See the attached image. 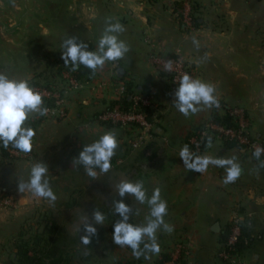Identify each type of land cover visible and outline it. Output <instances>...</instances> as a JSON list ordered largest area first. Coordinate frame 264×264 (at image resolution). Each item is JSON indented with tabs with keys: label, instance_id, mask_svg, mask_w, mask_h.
Here are the masks:
<instances>
[{
	"label": "crops",
	"instance_id": "1",
	"mask_svg": "<svg viewBox=\"0 0 264 264\" xmlns=\"http://www.w3.org/2000/svg\"><path fill=\"white\" fill-rule=\"evenodd\" d=\"M123 1L119 3L120 6L130 9L128 14H131L134 19L135 16H138V19L131 22L132 24L114 20V22L119 21L125 26L126 31L121 34V39L130 45V52L123 60L126 65V67L122 66L123 77L119 78L116 75V68L120 66L118 65L119 61L113 62L109 69L105 65L104 70L98 71L95 77L82 76L81 89L68 91L65 94L67 122L61 124V128H59L60 126L57 128V133L52 138L46 136L47 138H40V141L37 138L34 147L37 148L38 153L39 148L41 149L47 143H51L49 148H53L55 142H61V138L65 136L66 132L70 133V136L81 137L77 141L79 146L83 145L85 140L88 143L97 140L100 133L114 130V127H107L110 125L98 123L94 117L103 107L117 100L116 84L123 83L125 78L130 75L134 79L140 80L145 85L142 84L144 86L141 85L138 90L152 96V100L155 101L153 103L154 117L159 113L162 115L157 120L158 122L161 120V125H157V136L148 145L150 146V148L148 147L149 156L133 155L127 152L124 158L119 160L125 165V168L131 167L130 179L144 181L149 196L154 188L159 187L162 198L168 203V214L164 219L174 227V231L171 234L162 230L158 231L160 253H168L171 258L177 244H188V253L180 252L179 258L174 264H226L216 253L224 237L223 228L228 223L233 210L238 209V205L252 202L250 199L254 197L256 189L251 187L254 182L253 176L261 171L258 168L259 163L251 155H247L250 153L242 152V156L237 157L243 169L242 174L235 183L228 185L223 183V177L226 175V170L223 168L210 165L203 174L187 170L183 165L182 158L179 157V151L183 145H188L186 136L189 129L203 123L211 116L212 112L210 109L204 108L194 114L192 118L183 116L176 108L174 109L175 113H172L170 102L174 101L173 92L176 89L170 87L169 82L165 81L166 76L151 64L148 56L152 50L164 54L180 50L191 63L197 78L216 85V94L219 100L234 98L240 90L238 84L245 87L244 96L250 95V86L252 85L264 89V0H196L204 17L198 21L197 27L191 30H185L183 27L176 28L171 19L177 14L171 8L173 3L179 2L183 4L184 12L187 9L190 11L187 0H155L153 11H151L152 15L142 12L145 1L125 0L127 3ZM107 8L110 7L107 6ZM193 36L200 42L199 49L192 43ZM206 54L207 58H205ZM251 61L253 64L257 63L258 68V72L253 74L254 81L251 80V75H246L247 67L252 64ZM22 75L19 78H23ZM101 82L104 83L103 87H96L95 91L90 90L91 86ZM251 82L252 85H250ZM242 91L240 90V92ZM261 91L263 92L260 96L264 98V90ZM236 99L237 104L241 103L239 98ZM156 103L167 104V107L159 109ZM226 103V106L231 105L229 102ZM217 113L223 114L222 111ZM68 121H70V125ZM41 122L34 128L39 134L43 131ZM84 122L88 123L90 130H86L87 134L82 132L83 134L79 135L78 130H75L76 124ZM58 130H63V133ZM255 135L260 138L259 134ZM117 137L121 145L125 138L120 137V133H117ZM212 141V146L208 147L206 144L201 155L230 157L238 156L239 152L241 153V150L228 148L218 140L212 139ZM124 147L121 146L120 152H125ZM37 158V156L32 158L34 159H31L32 163L26 162L25 167L28 168V172L25 176H29L30 168ZM138 168H141V175L137 172ZM209 188L213 190V194L210 195V198L205 197L204 200L211 207L217 202L220 208L230 206L231 212L223 226L219 222L216 223L215 216L211 214V220L206 228L210 236L200 239L197 229L189 225L194 217L187 211H195L196 205L192 195L195 192H199L200 195L207 193ZM244 189H248V191L245 192ZM256 200L257 202L261 201L259 196L256 197ZM134 209H139L143 213L137 215L133 222L135 224L144 223L149 213L148 205L138 204ZM209 224L211 225L208 228ZM213 226L215 233L211 230ZM250 237L251 241L255 235L251 234ZM257 237L262 243L264 242L260 235ZM173 239L176 241L174 240L172 245ZM169 244L172 245L170 250L168 249ZM160 253L152 255L151 259H144L145 264H152V259L159 256ZM252 257L256 262L261 258L258 253H253ZM168 261L164 264H168Z\"/></svg>",
	"mask_w": 264,
	"mask_h": 264
},
{
	"label": "rangeland",
	"instance_id": "2",
	"mask_svg": "<svg viewBox=\"0 0 264 264\" xmlns=\"http://www.w3.org/2000/svg\"><path fill=\"white\" fill-rule=\"evenodd\" d=\"M59 1L60 8L57 18L50 19L47 14L43 12L42 18L44 21L36 23L33 36L36 39L37 46L28 65L22 67L18 71L12 70V68L7 65L0 66V72H5L9 76H15V78H19L20 75L23 74V78L29 79L31 84L37 80L39 84L44 86L54 87L62 85L61 74H59L58 69L63 60L61 58V44L67 36H78V38L88 43L89 50H94L104 29L102 26L105 25V20L107 18H111L113 22L114 20H122L121 22L123 23H133L135 19H138V16H135L134 19L131 14H128L130 9L120 6L119 3L123 0ZM140 1H145L142 12L152 15L153 13L151 11H153L155 0ZM187 1H189V13L192 19L197 17L200 20L204 17L203 12L199 10L200 6L196 0ZM193 2H196L198 8L192 9ZM118 5L119 7H117ZM107 6L110 8H107ZM112 7L113 9H111ZM171 8L174 9V12H177V14L171 18L176 28L183 27L185 30H191L197 27L193 22H191L189 26L184 25L182 13L184 12L183 4L176 2L171 5ZM122 10L126 11L123 12ZM133 27L136 28V26ZM112 64L113 62H108L106 63V67L109 69ZM118 65L126 67L123 60H120ZM247 70L248 72H246V75H251L252 79L251 77L250 79L254 81L253 74L258 72L257 63L253 64L252 62V64L247 67ZM40 72L42 73L41 75H39ZM131 79L134 83H139L140 86L144 84L140 80L134 79L131 75L125 78L123 83L125 84V82ZM165 81L169 82L167 77H165ZM250 85H252V82ZM234 86L236 85L234 84ZM237 86L243 91L240 92L239 90V93L235 95L234 98L220 100L224 102L225 105L227 104L226 102H229L231 105L228 106L239 105L244 107L250 116L251 135L257 139L255 134H259L260 139L264 140V98L260 96L261 92H263L261 90L264 89L257 85H252L253 87L250 86V95L244 96L245 87L243 88L242 84H238ZM136 92L143 93V91L139 90ZM236 98H239L241 103L237 104ZM118 101L119 100H115L105 107L115 106ZM152 102L154 103L155 101L152 100ZM157 107L159 109H164L167 107V104L160 103L157 104ZM170 108L172 113H175L173 102H170ZM160 116L162 115L159 113L155 118L154 123L156 127L157 125H161V120L159 122L157 121ZM38 117L41 118V123H43L41 127L43 131H41V134L38 132L36 133L34 144L37 142V138H39L40 141L42 138H47L46 136H50V138L55 136L57 128L61 124L67 122V115L62 119L46 118L38 115H34L32 118L36 119ZM192 117L193 115H190L188 118ZM94 119L96 120V117H94ZM69 122L70 121H68V124L70 125ZM194 127H191L189 130ZM59 128H61V126ZM89 128L88 123L84 122L77 123L75 130L77 129L78 134L81 135L83 133L87 134L88 132L86 130L89 131ZM114 130L116 133H120V137L125 138V140L119 145L120 147L117 149L116 155L112 158L111 170L107 174H99L98 178L94 180L86 175L83 166L78 165L74 167L72 164L73 158L77 157L83 146L85 144H90V142L88 143L85 140L83 145L80 144L78 146L77 141L81 137L70 136L68 132L61 138V142H55L54 146H52L53 148H49L51 143H47V145L45 144L41 149L39 148L38 153L37 148L33 146L32 152L28 154L19 152L16 149L15 152V150L11 149L9 153L11 156H15V159L2 160L0 158V264H11L10 261L15 252V242L18 240V232L33 235L35 233H40L42 230V236L44 238H52L61 247L62 252L67 255L66 258H69L70 264H115L119 261H130L132 264H145L143 257L140 259L134 258L130 248L119 247L113 242L112 238L114 223L119 219V215L115 214L112 210V201L113 199H121L118 193H116V184L121 179H130L129 174H131V167L125 168L122 162L117 163V161L121 158L123 159L127 152L133 155L143 154L142 149L131 150L129 142L132 139L131 132L119 127H114ZM58 132L63 133V130H58ZM101 135L100 133L99 136ZM121 146H125L124 153L120 152ZM148 147L150 148V146ZM235 148L241 150V153L239 152L237 157H241V154L247 152L241 148ZM36 156L38 157L36 162L43 161L49 166L50 184L57 195V200L54 205L50 204L45 199L34 197L28 191L19 192L18 190L19 181H26L28 179V176H25L26 172H28V168L25 167L26 162H31L34 160L32 158ZM260 169L261 171L253 176L254 182H252L253 185L251 188L256 190H254V197L250 199L252 202H250V204L237 206L242 213H252L250 225L244 229V232L249 238H251V234L255 235V237L241 250V260L247 264H264V242L262 243L257 237L260 235L262 239H264V168ZM97 171L99 173V170ZM137 172L141 175V168H138ZM248 189H244L245 192H247ZM211 194H213L211 188L208 189L207 193H202L201 195L199 192H195L192 195V199L196 205L195 211H187V213H190V215L194 217H191L192 220L189 225L197 229L200 239L210 236L206 228L211 220V214L215 216V222H219V224L223 226L231 212L230 206L220 208L218 207V202L211 207L208 202L204 200L205 197L210 198ZM258 196L261 199L259 202L256 200ZM123 199L125 203L129 205L132 204L134 208H137L139 204L134 197L126 195ZM5 202L8 203L5 204ZM95 208L105 213V224L95 225L98 230V237H93L91 243L85 246L80 242V236L84 235L83 225L81 223L85 216H91ZM142 213L141 211L139 212V214ZM136 218L137 215H133L131 222L134 223L133 220ZM228 223L223 228L224 233L227 230ZM210 225L211 224H209L208 228ZM51 226L57 227L56 233L48 234V228ZM79 226L81 228L80 232L78 231ZM211 230L215 233L214 226ZM174 240L175 239L171 242L172 245ZM170 245L171 244H169L168 247L169 250L172 247V245ZM253 253L260 254L261 258L258 262L253 260ZM161 254L162 253H160V255ZM160 255L152 259V264H155V260L158 259Z\"/></svg>",
	"mask_w": 264,
	"mask_h": 264
},
{
	"label": "clouds",
	"instance_id": "3",
	"mask_svg": "<svg viewBox=\"0 0 264 264\" xmlns=\"http://www.w3.org/2000/svg\"><path fill=\"white\" fill-rule=\"evenodd\" d=\"M105 25L94 50H89L88 43L76 35L67 36L62 41L61 58L65 67L70 66L71 71H77L83 66L90 70V77H95L98 71L104 70L106 63L126 59L130 45L121 39V34L126 31L125 26L119 21L113 22L111 18L105 20ZM192 43L199 49L200 42L195 36L192 37ZM171 65L172 62L168 60L165 68L170 70ZM216 93L214 83L193 78L185 73L178 81L173 105L179 113L189 117L204 108H220V100ZM48 111L44 106L43 93L37 90L29 79L15 78L0 72V144L5 149L11 146L19 152L31 153L36 131L27 122L34 114L45 116ZM212 142V137L208 136L207 146L211 147ZM119 145L116 131H105L97 140L85 144L79 155L73 158L72 164L74 167L83 166L86 175L92 180L97 179L99 174H107L111 170V161ZM262 154L264 146H255L252 155L259 161L258 168H264V161L260 160ZM179 157L182 158L187 170L202 174L210 165L225 169L226 175L223 177L225 185L235 183L243 171L236 155L230 157L201 155L190 150L187 144L181 147ZM18 190L28 191L34 197L45 199L53 205L57 200V195L50 184L49 166L43 161L32 164L28 179L19 181ZM116 193L121 199L112 201V210L119 215V219L114 223L113 242L121 248H130L136 259L143 257L147 260L151 259L152 255H158L161 251L158 231L162 230L168 234L174 231V227L164 219L168 214V203L162 198L161 189L154 188L149 196L143 180L121 179L116 184ZM126 195L134 197L141 205H148L149 213L144 223L131 222L132 216L139 215L140 210L124 202L123 197ZM105 220V213L97 208L92 211L91 216H85L81 223L84 235L80 236V242L88 246L93 237H98L95 225H104Z\"/></svg>",
	"mask_w": 264,
	"mask_h": 264
},
{
	"label": "built area",
	"instance_id": "4",
	"mask_svg": "<svg viewBox=\"0 0 264 264\" xmlns=\"http://www.w3.org/2000/svg\"><path fill=\"white\" fill-rule=\"evenodd\" d=\"M187 9L183 12L184 25L189 26L192 17ZM149 61L160 72H162L169 81L172 89H177L180 77L188 73L193 78H197L190 63L180 50H174L172 53H160L152 50L149 53ZM172 62L171 69L165 68L166 62ZM61 88L46 87L38 84L33 85L37 90L43 93L44 106L48 108L46 118L62 119L67 115L65 106V94L68 91H75L82 87V83L77 80L69 71L61 72ZM104 83H98L91 86L90 90L95 91L96 87H103ZM117 100L125 95V84L118 83L115 85ZM131 103L127 108H122L118 103L112 107H105L96 114V121L101 124L119 127L132 133L130 140L131 150L142 149L144 155L149 156L148 145L150 141L157 136L156 126L148 117L147 110L154 109L152 96L148 93L134 92L130 95ZM211 116L218 111L223 114L227 113L230 117L231 126L215 122L211 116L201 123L197 128L191 129L187 137V143L190 150L201 154L204 149V143L208 136L220 142L224 140H233L241 149L247 152H253L255 146H264L262 143L251 135V120L248 112L244 107L239 105L226 106L220 101V108H211ZM164 140V138H163ZM11 150V149H10ZM9 150V151H10ZM15 150V149H12ZM16 152V150H15ZM264 157V154H262ZM118 160L117 163H120ZM4 203V200H3ZM8 202H5L7 204ZM252 213H242L238 209L233 210L226 235L219 245L217 256L227 264H247L241 260V250L249 244V237L243 234V229L250 225ZM188 244H177L174 253L168 264H174L179 258L180 252L188 253Z\"/></svg>",
	"mask_w": 264,
	"mask_h": 264
},
{
	"label": "trees",
	"instance_id": "5",
	"mask_svg": "<svg viewBox=\"0 0 264 264\" xmlns=\"http://www.w3.org/2000/svg\"><path fill=\"white\" fill-rule=\"evenodd\" d=\"M196 8H198V6L196 2H193L192 9H196ZM198 21L199 19L197 17H194L192 19V22L194 25H198L199 24ZM62 70L69 71L80 82L82 80V76L84 75L90 78L89 69L83 66H80L79 70L71 71L70 66L69 67L64 66L63 60H62V64L60 68L58 69L59 74H61ZM41 74L42 73L40 72L39 75ZM35 84L36 85L39 84L37 80L32 82V85H35ZM54 87L61 88L60 85L54 86ZM139 87H140V84L134 83L132 79L125 82V95L118 101V103L121 105L122 108L125 109L130 105L131 103L130 95L136 92ZM146 112L148 114L149 119L155 122V118L157 116L154 117V110L148 109ZM211 119L215 122L222 123L226 126L232 125L230 117L227 115V113H224L222 115H218L214 113L211 116ZM40 122H41V118L38 117L36 119L35 118L30 119L27 123L29 124V126L35 128ZM199 125H196L192 129L197 128ZM190 131L187 133L186 138L190 135ZM257 139L262 143V145H264V140H261L260 138H257ZM206 141L204 143V148H205V145L207 144ZM221 143L227 146L228 148H235V147L240 148L241 147L233 140H224ZM10 149H13V148H11L10 146L9 148L5 149L2 146V144H0V158L2 160H5V159L12 160L16 158L15 156H11V154L9 153ZM252 153L253 152H251L250 155L253 157ZM254 160L256 159L254 158ZM260 160L264 161V157L261 156ZM257 162L259 163V161ZM56 228L57 227H54V226L49 227L48 234L56 233L57 231ZM42 232L43 230L40 233H35L33 235H27V233H24V232H18L17 234L18 240L15 242V252L12 255V260L10 261V263L11 264H70L69 258H66L67 255L62 252L61 247L55 242V240H53L50 237L44 238L42 236L43 235ZM243 234L246 235L244 232V229H243ZM225 235H226V232L224 233V237ZM169 259H170V255L168 253H162L160 257L155 260V264H164ZM115 264H132V263L130 261H125V262L119 261V262H116Z\"/></svg>",
	"mask_w": 264,
	"mask_h": 264
},
{
	"label": "water",
	"instance_id": "6",
	"mask_svg": "<svg viewBox=\"0 0 264 264\" xmlns=\"http://www.w3.org/2000/svg\"><path fill=\"white\" fill-rule=\"evenodd\" d=\"M59 8V0H0V66L14 71L27 66L37 46L36 23L44 21L43 12L57 18ZM116 75L122 78L124 69L117 67Z\"/></svg>",
	"mask_w": 264,
	"mask_h": 264
}]
</instances>
